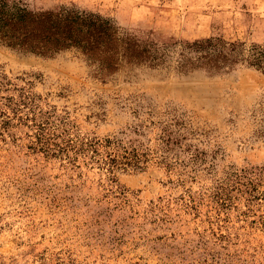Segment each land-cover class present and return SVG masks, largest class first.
Segmentation results:
<instances>
[{"label":"rangeland","instance_id":"obj_1","mask_svg":"<svg viewBox=\"0 0 264 264\" xmlns=\"http://www.w3.org/2000/svg\"><path fill=\"white\" fill-rule=\"evenodd\" d=\"M22 1L74 5L176 46L167 68L102 80L75 51L41 57L0 44V264H264V74L176 71L182 42L264 44V0ZM172 107L199 133L191 141L203 163L166 169L151 157L143 171L109 180L37 147L49 117L74 138L117 137L155 156L147 112ZM242 173L244 187L232 180Z\"/></svg>","mask_w":264,"mask_h":264},{"label":"trees","instance_id":"obj_2","mask_svg":"<svg viewBox=\"0 0 264 264\" xmlns=\"http://www.w3.org/2000/svg\"><path fill=\"white\" fill-rule=\"evenodd\" d=\"M172 41L159 42L147 34L126 30L109 18L74 5L33 8L22 0H0L2 46L41 57L75 51L102 80L127 68H167L176 46ZM241 66L264 74V44L246 45L215 36L179 45L176 59L179 74L203 71L211 76L221 75ZM147 116L152 120L148 119L144 127L156 131L155 156H150L153 152L149 148L124 144L117 137L85 141L74 138L68 130L53 128L49 117L38 127L37 147L47 158L59 160L67 169L77 170L81 164L97 166L108 174L109 180H113L117 171H143L151 157L166 169L176 165L196 166L205 161L206 152L191 141L199 133L191 126L186 112L172 107L159 113L149 110ZM246 178L242 173L232 180L244 187ZM249 182L245 194L251 200L256 196L253 193L256 188L252 179Z\"/></svg>","mask_w":264,"mask_h":264}]
</instances>
